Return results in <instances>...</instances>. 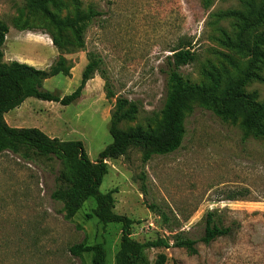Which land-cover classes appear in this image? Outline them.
Here are the masks:
<instances>
[{
	"label": "rangeland",
	"instance_id": "rangeland-1",
	"mask_svg": "<svg viewBox=\"0 0 264 264\" xmlns=\"http://www.w3.org/2000/svg\"><path fill=\"white\" fill-rule=\"evenodd\" d=\"M60 2V7L50 6L60 17L100 12L83 30V45L58 49L40 14L30 16V28L17 27L15 18L28 14L26 3L0 0V21L9 27L0 62L18 60L48 71L62 57L68 73L50 75L43 85L60 96L78 87L90 61L96 62L95 72L73 103L30 97L3 119L12 127H37L52 138L81 140L96 162L113 141L109 127L120 99L137 105L134 117L120 128L159 129L168 91L167 57L173 49L187 46L196 54L180 68L184 80L207 84L205 71L212 68L220 71L224 84L236 77L233 63L243 68L247 57L225 45L239 26L226 12L262 0ZM262 31L264 25L250 31L248 39ZM245 90L264 101V80H252ZM192 105L179 149L145 159V148L130 146L105 160L108 172L100 190L114 191V212L133 220L132 238H164L170 244L147 248V264H156L161 254L166 256L163 264H264V138L247 132L241 111L235 119H225L200 101ZM21 150L27 159L0 151V264H93L92 252L76 256L69 248L97 242L105 245L107 264H118L122 224L99 220L93 197L66 218L65 202L52 196L66 185L65 164L52 154ZM209 212L221 226L232 228L229 235L194 247L173 245L180 236L200 239Z\"/></svg>",
	"mask_w": 264,
	"mask_h": 264
},
{
	"label": "trees",
	"instance_id": "trees-1",
	"mask_svg": "<svg viewBox=\"0 0 264 264\" xmlns=\"http://www.w3.org/2000/svg\"><path fill=\"white\" fill-rule=\"evenodd\" d=\"M60 1L24 0L28 14L25 16L21 13L15 18L16 26L21 29L30 28V16L40 14L47 23V33L58 49L63 48L64 45L81 47L83 30L100 15V12L78 11L74 16L60 17L50 7L51 5L60 7L63 5ZM69 1L75 6L80 3V0ZM226 14L234 16L239 21V26L234 38L229 36L225 38V45L247 57L243 68L233 63L238 70V75L229 77L224 84L220 71L212 68L205 71L207 84L184 80L180 68L192 63L196 59V54L187 46L173 49V53L167 57L168 91L159 129L145 130L140 126L120 128L119 124L124 120L132 119L137 111L135 103L127 98L120 99L110 121L109 131L113 141L100 152L96 162L89 158L81 140L52 138L37 127H12L3 119L4 113L20 106L30 97L59 102L62 105L73 103L82 95L87 81L92 78L96 62L90 61L86 65L78 87L64 96L43 87L44 80L48 76L61 72L68 73L69 69L65 66L62 57L53 63L48 71L18 60L10 63L0 62V151L10 150L23 159H27V155L21 150L26 148L60 158L66 167L62 177L66 185L56 189L52 196L65 202L66 218L74 216L83 202L93 197L97 203L94 215L99 220L105 223L122 224L121 247L117 255L118 264H147L145 261L147 248L169 247L170 244L164 238L146 242H139L132 238L133 220L126 215L114 212V191L100 190L103 178L108 172L106 159L123 155L130 146L145 148V159H148L152 153L162 155L176 151L181 147L186 136L185 117L186 113L193 111L194 101H200L205 108L225 119H235L239 111L243 112V125L247 132L264 138V101H258L255 92L245 90L252 80H264L261 74L264 68V31L257 34L253 40L248 39L250 31L264 25V0L259 5L248 3L245 10H229ZM8 31V25L0 21V60L3 57L2 49ZM66 38L68 39L65 41ZM231 231V227L221 226L215 220L214 213L209 212L205 217V230L200 239L180 236L173 245L194 247L198 241L210 244L221 236L229 235ZM69 250L76 256L92 252L93 264H107V250L102 242L90 245L76 243L70 246ZM165 259L166 256L161 254L156 264H163Z\"/></svg>",
	"mask_w": 264,
	"mask_h": 264
}]
</instances>
